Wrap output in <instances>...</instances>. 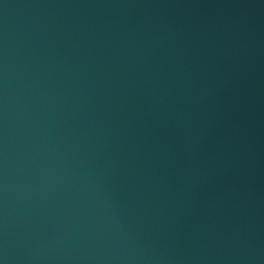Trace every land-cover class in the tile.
Masks as SVG:
<instances>
[{
    "label": "water",
    "instance_id": "water-1",
    "mask_svg": "<svg viewBox=\"0 0 264 264\" xmlns=\"http://www.w3.org/2000/svg\"><path fill=\"white\" fill-rule=\"evenodd\" d=\"M0 264H264V0H0Z\"/></svg>",
    "mask_w": 264,
    "mask_h": 264
}]
</instances>
